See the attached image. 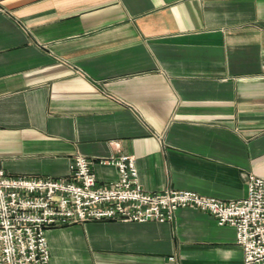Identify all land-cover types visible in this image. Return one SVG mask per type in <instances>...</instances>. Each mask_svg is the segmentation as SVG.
<instances>
[{"label":"crops","instance_id":"0c3cea01","mask_svg":"<svg viewBox=\"0 0 264 264\" xmlns=\"http://www.w3.org/2000/svg\"><path fill=\"white\" fill-rule=\"evenodd\" d=\"M119 154L147 192L264 179V0H0V166L60 179L82 155L105 185ZM174 219L49 229L50 264H244L233 227Z\"/></svg>","mask_w":264,"mask_h":264},{"label":"built area","instance_id":"2783aa9c","mask_svg":"<svg viewBox=\"0 0 264 264\" xmlns=\"http://www.w3.org/2000/svg\"><path fill=\"white\" fill-rule=\"evenodd\" d=\"M101 163L114 166L119 179L100 184L93 160L82 155L72 158L69 174L60 179L12 177L0 166V264H50L46 233L52 228L92 221L165 224L180 208L198 209L219 226L233 227L244 264H264V179L246 175L247 195L222 201L169 187L145 191L134 155Z\"/></svg>","mask_w":264,"mask_h":264}]
</instances>
